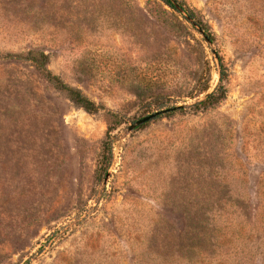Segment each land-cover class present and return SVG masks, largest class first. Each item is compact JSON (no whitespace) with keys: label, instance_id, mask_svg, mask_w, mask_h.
Returning a JSON list of instances; mask_svg holds the SVG:
<instances>
[{"label":"rangeland","instance_id":"1","mask_svg":"<svg viewBox=\"0 0 264 264\" xmlns=\"http://www.w3.org/2000/svg\"><path fill=\"white\" fill-rule=\"evenodd\" d=\"M177 1L0 0V264H264V0Z\"/></svg>","mask_w":264,"mask_h":264},{"label":"trees","instance_id":"2","mask_svg":"<svg viewBox=\"0 0 264 264\" xmlns=\"http://www.w3.org/2000/svg\"><path fill=\"white\" fill-rule=\"evenodd\" d=\"M165 4L170 6L171 8L175 9L172 1L177 2L179 5L180 3L177 0H162ZM42 57H31V60L39 67L45 70V74L49 80L53 81L56 88L65 92L67 96L77 105L81 106L85 111L93 113L99 110V106L86 95H84L78 88H74L67 83L63 82L57 75L52 74L48 69L45 68L46 64L43 58H46L45 54H41ZM219 75V82L224 77V72L222 69L219 68L218 71ZM225 97V89L222 86H217V88L212 91L211 95H209L203 101H196L194 103L189 104L188 106L193 107L195 109L200 108L201 106H205L207 104H213L218 102L220 99ZM185 105L181 108H184Z\"/></svg>","mask_w":264,"mask_h":264},{"label":"water","instance_id":"3","mask_svg":"<svg viewBox=\"0 0 264 264\" xmlns=\"http://www.w3.org/2000/svg\"><path fill=\"white\" fill-rule=\"evenodd\" d=\"M172 3L174 5V7H175V10L179 11L180 13H182L183 16L185 17V19L187 21H189V23H191L197 29V31L199 33L202 34V36L205 38L206 42L211 46L212 45L211 39L205 34L203 28L194 20V18L187 11H185L183 9V7H181L177 2L172 1ZM212 53H213V56L215 58H217V53H216V51L214 49H212ZM211 93H212V90H207L198 101L205 100L209 95H211ZM184 105L185 104L173 105L171 107H166V108L151 112L149 114H146V115L134 120L133 122H131L127 126V131L133 130L135 127H137V126L141 125L142 123L150 120L151 118H153L154 116H156V115H158L160 113H164V112H167L169 110H174V109H177V108H181Z\"/></svg>","mask_w":264,"mask_h":264}]
</instances>
